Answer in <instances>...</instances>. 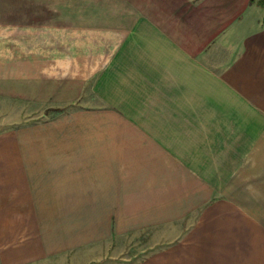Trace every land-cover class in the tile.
Listing matches in <instances>:
<instances>
[{"label":"crops","instance_id":"crops-1","mask_svg":"<svg viewBox=\"0 0 264 264\" xmlns=\"http://www.w3.org/2000/svg\"><path fill=\"white\" fill-rule=\"evenodd\" d=\"M5 103L0 264H264L256 1L0 0Z\"/></svg>","mask_w":264,"mask_h":264},{"label":"rangeland","instance_id":"rangeland-1","mask_svg":"<svg viewBox=\"0 0 264 264\" xmlns=\"http://www.w3.org/2000/svg\"><path fill=\"white\" fill-rule=\"evenodd\" d=\"M253 29H254L253 23H251L248 20H246L245 23L240 25V30L252 31ZM8 106H9V104L5 103L4 104V108L0 109V130L7 128L8 126H10V125H12L14 123H21L22 122V121L21 122L18 121L19 111L17 109V105L16 104H12V106L9 107V109L7 111H5V109H7ZM12 109H17V111L16 110L10 111Z\"/></svg>","mask_w":264,"mask_h":264},{"label":"trees","instance_id":"trees-1","mask_svg":"<svg viewBox=\"0 0 264 264\" xmlns=\"http://www.w3.org/2000/svg\"><path fill=\"white\" fill-rule=\"evenodd\" d=\"M256 1L257 4H259L260 6L264 7V0H253Z\"/></svg>","mask_w":264,"mask_h":264}]
</instances>
